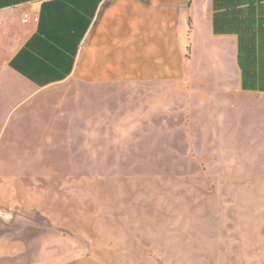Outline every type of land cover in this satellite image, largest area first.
<instances>
[{"label": "rangeland", "instance_id": "374dc122", "mask_svg": "<svg viewBox=\"0 0 264 264\" xmlns=\"http://www.w3.org/2000/svg\"><path fill=\"white\" fill-rule=\"evenodd\" d=\"M2 78L0 159L29 130L26 153L60 166L24 169L60 174L78 222L122 236L136 264H264V126L248 125L242 92L66 83L28 111L15 108L21 83ZM221 100L233 104L215 109ZM42 143L55 149L33 150Z\"/></svg>", "mask_w": 264, "mask_h": 264}, {"label": "crops", "instance_id": "0c3cea01", "mask_svg": "<svg viewBox=\"0 0 264 264\" xmlns=\"http://www.w3.org/2000/svg\"><path fill=\"white\" fill-rule=\"evenodd\" d=\"M239 54L264 56V0H0L1 82L21 83L15 108L28 110L40 92L66 83L136 92L195 87L198 96L199 88L234 87L248 125L262 127L264 92L242 89ZM250 69L264 70V61ZM28 134L15 130L0 159V209L11 216L0 220V264H136L122 236L78 222L60 174L24 169L60 166L54 156L26 153Z\"/></svg>", "mask_w": 264, "mask_h": 264}, {"label": "trees", "instance_id": "16d2710c", "mask_svg": "<svg viewBox=\"0 0 264 264\" xmlns=\"http://www.w3.org/2000/svg\"><path fill=\"white\" fill-rule=\"evenodd\" d=\"M214 30L217 32V27H215ZM256 59L264 61V56L238 55V66L241 72V87L243 90L264 92V70L255 71L250 69Z\"/></svg>", "mask_w": 264, "mask_h": 264}, {"label": "built area", "instance_id": "2783aa9c", "mask_svg": "<svg viewBox=\"0 0 264 264\" xmlns=\"http://www.w3.org/2000/svg\"><path fill=\"white\" fill-rule=\"evenodd\" d=\"M0 220L4 221V222H8L11 220V216H10V214L5 212L4 210L0 209Z\"/></svg>", "mask_w": 264, "mask_h": 264}]
</instances>
